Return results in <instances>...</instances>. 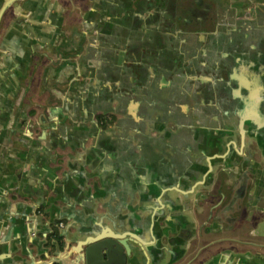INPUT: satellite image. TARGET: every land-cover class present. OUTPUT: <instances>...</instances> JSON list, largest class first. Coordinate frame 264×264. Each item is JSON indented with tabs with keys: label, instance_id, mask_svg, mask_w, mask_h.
Listing matches in <instances>:
<instances>
[{
	"label": "crops",
	"instance_id": "crops-1",
	"mask_svg": "<svg viewBox=\"0 0 264 264\" xmlns=\"http://www.w3.org/2000/svg\"><path fill=\"white\" fill-rule=\"evenodd\" d=\"M185 3L215 14L224 28L264 12V0H0V264H85L83 245L107 239L126 245L127 264H168L177 251L175 240L169 249L164 239L171 214L182 215V239L189 225L188 242L203 232V242L222 241L199 264H264V168L245 211L249 225L221 232L245 193L204 231L195 216L202 180L214 183L247 144L263 156L264 149L239 135L227 139L230 128L172 120L168 99H176L165 91L180 87L181 68L194 83L191 63L202 62L203 52L212 66L213 52L223 51L217 67L229 61L226 49H196L221 47L226 31L181 32L177 20L196 14H184ZM246 76L234 82L250 88ZM99 112L119 120L104 132L93 118ZM129 119L134 128L125 126ZM169 123L177 129L161 126ZM169 187L176 190L166 193ZM61 222L55 247L40 234Z\"/></svg>",
	"mask_w": 264,
	"mask_h": 264
},
{
	"label": "water",
	"instance_id": "water-1",
	"mask_svg": "<svg viewBox=\"0 0 264 264\" xmlns=\"http://www.w3.org/2000/svg\"><path fill=\"white\" fill-rule=\"evenodd\" d=\"M182 5L184 8L181 10L186 12L184 14L191 16L193 11L196 12V14H193V18L191 17L187 21L189 28L195 25L200 28L209 27L214 29L226 27V23L218 21L215 18V14H204L200 9L191 6V4L188 7H186V3ZM171 8L168 5L169 12H173ZM256 13L257 15L254 19L249 15L244 20H232L228 25L232 29V53L230 56L228 55L229 57H226L231 62L229 66L227 64H219L220 66L217 67L216 65V62L222 61V51L217 56H214V66L208 63L207 67H195L193 69V73H197V75H204L203 72H207L206 75L214 76L215 81L198 82L197 84L187 80L180 82V87L175 89L176 100L168 99L171 101L169 103L172 110H175L174 115L176 118H172L174 122L178 120L189 121L192 124L196 123L199 125L209 122H215L217 125H232L233 127L230 128L229 134L226 136L227 139L237 142L236 135L241 134L242 139L246 137L249 140L257 141L261 149H264V12ZM208 19L210 20L209 23H207ZM177 21L180 24L184 22L181 20ZM243 52L245 55L242 54ZM213 53L216 54V52ZM207 54L209 55V53ZM226 62L228 63V61ZM184 71L181 70L183 75L185 74ZM228 75L229 80L227 79ZM237 75H247L246 78L249 79V86L250 88L252 86V89L245 82L240 84L234 82ZM218 80L222 82H218ZM227 85L230 87L231 93H233L231 96L230 94L227 95L230 92L229 89L227 91ZM195 92L200 93L196 94ZM235 93L236 95L238 93L241 94V97L234 96ZM232 96L233 98H231ZM185 109H188L186 110L187 112L183 111ZM195 109L199 113L195 112ZM52 227L53 229L50 227L45 236L44 233L40 235L51 238L54 228L59 227V225L58 223H53ZM60 237L62 241L53 240V246H61L63 235L60 234ZM83 246L85 249L83 257L79 260L81 263L127 264L128 248H126L124 243H120L117 240L94 241ZM172 262H174V258L173 260L170 259L168 264Z\"/></svg>",
	"mask_w": 264,
	"mask_h": 264
},
{
	"label": "flooded vegetation",
	"instance_id": "flooded-vegetation-1",
	"mask_svg": "<svg viewBox=\"0 0 264 264\" xmlns=\"http://www.w3.org/2000/svg\"><path fill=\"white\" fill-rule=\"evenodd\" d=\"M225 3L228 2H232L235 0H224ZM211 7L214 9V3H211ZM210 20H207V23H209ZM181 32H185V33H189L191 31H199V32H203L201 33L202 36H209V37H216L217 34L215 33L216 31H221L222 29H214V28H209V27H199L198 25H195L194 27L189 28L187 26V21L183 22V28H180ZM191 30V31H190ZM223 31H226V37L224 39L225 43L220 47L213 44H202V46H196L197 51H202V49L204 50H209V51H216V50H220V49H226L228 55H231V49L230 47H232V45L230 44V40L228 39V33L231 32V28H224ZM215 34V35H211V34ZM186 46V45H185ZM195 45H193L194 47ZM248 47V46H245ZM246 49V48H245ZM203 52V51H202ZM205 52H203V54H201V57L204 58V60L202 62L199 61H192L191 62H182L179 63L180 65H185L187 64H192V70L193 67H207L208 63H211L209 57L210 55L208 54H204ZM243 55L244 52L242 53ZM218 54L216 53V56ZM177 63V62H176ZM175 63V64H176ZM230 61H228L227 65H230ZM178 64V63H177ZM178 64V65H179ZM185 67H190V66H185ZM182 71H184L185 69L181 68ZM207 73V72H206ZM206 73L204 75H196L193 73L192 75V79L194 84H197L198 82H206V81H215V77L212 75H206ZM213 77V78H212ZM176 78L178 80H181V82L183 80L188 79V77H186V75L183 73H181L179 76H176ZM177 86H172L171 89L173 90L172 92L168 91V88H166L165 93L169 94V95H175V89H177ZM194 89V88H193ZM164 93V94H165ZM200 93V92H195ZM251 94V93H249ZM166 95V94H165ZM188 95V94H187ZM197 96V95H195ZM195 112L199 113V111L197 109L194 110ZM153 117V116H152ZM95 119V121L97 122L98 126L104 131L107 132L109 131L111 128H113L115 126V124L117 123V121L119 120V116L115 113H106V112H99L96 113L93 117ZM150 122H151V117L149 116ZM161 121L162 124H165V121L168 120L167 116H161ZM148 120V118L146 119ZM125 126H127V128H134L135 124L133 123L132 119H129V121L126 122ZM161 126H167L166 129L167 130H176L177 126L174 123H169L168 125H161ZM195 126L201 128V129H205V130H210V129H216L219 127H225V128H231L233 127L232 125L228 126V125H221V124H216L214 123H207V124H195ZM140 127L145 129H148V124L147 121H143V123H140ZM241 135V134H240ZM239 135V136H240ZM240 139H242V135L241 137H239ZM244 140V139H242ZM241 145V144H239ZM255 151L254 156H252V153ZM263 152L258 148V146L256 144L254 145H249L247 144L246 147H244V155H238L237 156H233V157H229L228 158V167H227V171L226 172H221L219 173L217 179L215 180L214 183H210V181L206 178L205 180L201 181V184L199 185L198 189H201L200 191V196L198 198L199 200V205L194 207V211H195V216L197 217L198 222L200 223V225H203V231L206 229V227H208L209 225V221L214 220V218H218V216H220V222L223 221V218L221 215H223V212L225 210V208L230 204V202L232 200H235L236 204L237 201H239V196L242 193H245V198L243 200V206H241V210L238 209L237 212V216L235 218H233V220H231L230 222H224L222 225V230L221 232H223L224 234H232L237 232V230L239 228H242L246 225H249L252 221H250L247 218V215L245 213L246 208H247V204L249 201V197L252 193H256V191L258 190V188H260V182H261V174L260 172H262L264 165H263ZM178 188V187H177ZM180 188V187H179ZM176 189H172L171 187L166 189V193L170 192V191H175ZM182 191V189H181ZM236 194L238 197L235 199L233 197V195ZM238 204H241V202L239 201ZM237 204V205H238ZM161 214H165L163 213V211L161 212ZM212 216V220L210 219V217ZM163 217V216H162ZM165 218H167V216H165ZM169 221L166 222V226L164 228V239L167 240L166 244L168 245L167 247L170 249L171 244L173 243V240H175L176 242V246H177V251H176V256L174 257V262H172L171 264H175V262L179 261V264H199V258L203 253H206V255H208V257H211L212 255H214V252H216L215 250L217 249V247L222 245V241L220 242L219 240H215L212 242H207L204 241V239H206L207 234L205 232H203V236L199 237L198 239H196L195 241H190V236L192 234V226L190 227L189 225H187L186 228V234L183 238L179 237L180 235L183 236V218L182 215L179 216V220L178 218H176V216L174 217L173 214L170 215L169 217ZM175 218V220H174ZM237 218V219H236ZM236 221V222H235ZM235 222V223H234ZM60 228H64L65 224L63 222L58 223ZM57 231V233L60 235L59 231H58V227L54 228V231ZM167 237V239H166ZM202 238V239H201ZM201 239V240H200ZM224 241H228V239H224ZM241 242L239 239L236 240L235 243H231V245L233 246L236 243ZM220 243V244H218ZM173 245V244H172ZM238 245V244H236Z\"/></svg>",
	"mask_w": 264,
	"mask_h": 264
},
{
	"label": "trees",
	"instance_id": "trees-1",
	"mask_svg": "<svg viewBox=\"0 0 264 264\" xmlns=\"http://www.w3.org/2000/svg\"><path fill=\"white\" fill-rule=\"evenodd\" d=\"M52 240H56L58 242L62 241V238L60 237V235L57 233V231L55 230L52 237L49 238V243L51 244Z\"/></svg>",
	"mask_w": 264,
	"mask_h": 264
},
{
	"label": "rangeland",
	"instance_id": "rangeland-1",
	"mask_svg": "<svg viewBox=\"0 0 264 264\" xmlns=\"http://www.w3.org/2000/svg\"><path fill=\"white\" fill-rule=\"evenodd\" d=\"M204 74L206 73V72H203Z\"/></svg>",
	"mask_w": 264,
	"mask_h": 264
}]
</instances>
